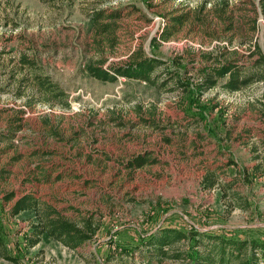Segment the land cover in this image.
Segmentation results:
<instances>
[{
	"label": "rangeland",
	"instance_id": "rangeland-1",
	"mask_svg": "<svg viewBox=\"0 0 264 264\" xmlns=\"http://www.w3.org/2000/svg\"><path fill=\"white\" fill-rule=\"evenodd\" d=\"M95 9L123 14L106 65L141 45L167 60L166 86L88 72L101 56ZM180 14L187 21L163 40ZM255 43L264 51L261 0H0V236L16 257L0 255V264H118L109 253L145 245L142 237L161 226L262 237L264 82L236 92L222 88L224 79L198 88L210 54L249 55ZM37 74L64 94L40 89ZM172 76L187 84L173 89ZM140 154L158 162L128 168ZM255 166L262 169L251 175ZM207 176L233 186L250 207L230 211V192L208 188ZM26 194L39 210L12 214ZM53 211L80 227L92 220L93 237L75 249L47 234L31 245L36 224ZM135 261L147 264L138 254Z\"/></svg>",
	"mask_w": 264,
	"mask_h": 264
},
{
	"label": "trees",
	"instance_id": "trees-1",
	"mask_svg": "<svg viewBox=\"0 0 264 264\" xmlns=\"http://www.w3.org/2000/svg\"><path fill=\"white\" fill-rule=\"evenodd\" d=\"M261 8L264 14V0H261ZM121 10L95 9L90 14V19L94 25V37L98 44V51L101 56L92 60L87 66L88 72L95 78L116 82L119 78H129L145 81L156 87H164L169 81L166 75L170 70L166 67L167 60L157 56L146 54L143 46H139L129 55L127 60L120 62H110L106 65L108 57L106 46L112 47V51L120 39L117 33L118 20L122 18ZM187 14L173 16L174 22L170 28L164 29L161 38L168 40L176 31L181 29L188 19ZM114 52V51H113ZM211 60L202 69L201 79L198 83L200 91H208L215 88L221 80H225L222 88L227 92H236L244 87L250 86L259 81L264 82V51L259 44H254V50L249 55L242 54L237 50H228L220 55L210 54ZM25 63L36 68L33 61L24 60ZM165 71H162V67ZM168 71V72H167ZM165 73V74H163ZM36 84L40 89L48 94L56 96L63 95L57 86L45 78L42 74H37ZM176 86L183 87L186 81L172 76ZM157 158L149 154L137 155L128 160L127 167L136 169L147 164L157 163ZM262 166H255L252 174ZM47 177V176H46ZM205 185L208 188L219 187L221 193L230 192L232 204L230 211L236 206L243 209L250 207V200L242 196L233 186L226 188V184L219 183L218 179L208 177ZM225 191V192H224ZM15 194L10 192L6 199H13ZM235 203V204H234ZM39 210V199L31 194L18 198L12 208V214L16 215L22 211ZM41 227H35L36 237L32 239L31 245H36L43 234H47L70 248H77L90 240L97 226L92 220L84 222L80 227L77 223L64 219L58 212H47L42 219ZM141 237V236H140ZM145 245H138L134 248L126 246L109 253L108 260H118V264H136L135 256L138 254L147 264H164L167 259L182 261L183 264H264V235L262 237L247 238L221 234L213 231H201L198 229L185 230L173 226H161L156 231L142 237ZM179 244H186V248H180ZM0 255L6 259L15 260L16 257L7 254L5 244L0 236Z\"/></svg>",
	"mask_w": 264,
	"mask_h": 264
}]
</instances>
